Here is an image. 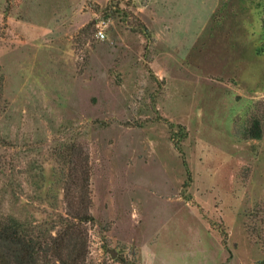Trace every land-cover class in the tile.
Instances as JSON below:
<instances>
[{
    "label": "rangeland",
    "instance_id": "1",
    "mask_svg": "<svg viewBox=\"0 0 264 264\" xmlns=\"http://www.w3.org/2000/svg\"><path fill=\"white\" fill-rule=\"evenodd\" d=\"M261 1L0 0V220L55 231L75 145L85 264H264Z\"/></svg>",
    "mask_w": 264,
    "mask_h": 264
},
{
    "label": "trees",
    "instance_id": "2",
    "mask_svg": "<svg viewBox=\"0 0 264 264\" xmlns=\"http://www.w3.org/2000/svg\"><path fill=\"white\" fill-rule=\"evenodd\" d=\"M260 31L262 35L260 51L264 52V0L260 4ZM140 25H142L140 23ZM3 78L0 73V92ZM186 136L182 126L168 124ZM249 139L260 137L257 123L247 130ZM179 141H173L178 152ZM56 156V153L54 154ZM60 164L65 170L63 181L64 214L59 217L55 231L38 228L25 229L8 219L0 220V264H85L87 251V227L93 223L89 213L91 206L89 190V166L87 154L75 145L62 147L57 152ZM186 181L189 176L186 164L181 158ZM192 206V203L187 200ZM221 245H225V235L221 233Z\"/></svg>",
    "mask_w": 264,
    "mask_h": 264
},
{
    "label": "built area",
    "instance_id": "3",
    "mask_svg": "<svg viewBox=\"0 0 264 264\" xmlns=\"http://www.w3.org/2000/svg\"><path fill=\"white\" fill-rule=\"evenodd\" d=\"M96 36L99 38V39H102L103 38V34L99 31L97 32Z\"/></svg>",
    "mask_w": 264,
    "mask_h": 264
}]
</instances>
